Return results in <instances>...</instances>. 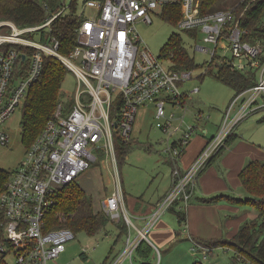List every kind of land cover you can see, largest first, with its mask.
<instances>
[{
  "label": "built area",
  "instance_id": "1",
  "mask_svg": "<svg viewBox=\"0 0 264 264\" xmlns=\"http://www.w3.org/2000/svg\"><path fill=\"white\" fill-rule=\"evenodd\" d=\"M78 1L59 0L56 11H47L43 22L36 25L18 26L8 19L0 20L1 144L9 141L2 124L21 106L40 74L44 55L59 59L76 78L73 94L58 103L0 193V261L4 264L56 263L74 232L67 227L43 229L52 194L76 182L97 161L98 151L104 150L115 160L114 132L124 142L131 139L139 106L153 104L156 126L168 136L163 151L172 163V182L140 228L127 212L119 189L103 199L102 209L111 220L122 219L137 232L134 238L127 235L123 249L110 264L125 260L132 264L139 242L151 243L148 235L160 216L176 202L177 208H187L198 176L226 146L234 128L251 113L264 110V61L258 58L264 52V42L243 40L245 31L239 25L242 14L236 16L233 8L201 12L200 0H82L78 10ZM71 12L79 15L81 22L75 29L77 44L64 55L59 52L58 39L50 33L51 25ZM178 12L177 26L206 44H195L196 50L208 53L211 59L220 47L230 56L218 55L230 59L234 67L259 68L257 83L234 95L216 132L206 138L186 168L179 162L187 145L194 135L206 133L199 126L205 118L201 111L193 115V123L185 121L191 95L199 91L196 85L183 87L194 78V69L165 66L136 30L138 22L151 24L153 14ZM69 101L71 108L67 107ZM176 110L181 112L179 116ZM192 243L203 257L212 250L193 239ZM8 255L13 257L11 263L6 261Z\"/></svg>",
  "mask_w": 264,
  "mask_h": 264
},
{
  "label": "rangeland",
  "instance_id": "2",
  "mask_svg": "<svg viewBox=\"0 0 264 264\" xmlns=\"http://www.w3.org/2000/svg\"><path fill=\"white\" fill-rule=\"evenodd\" d=\"M239 1L220 0L211 11L228 10L236 6ZM82 2V0L78 1V10L83 6ZM152 19L151 24L138 22L136 30L149 51L156 55L165 66H170L172 62L169 58L160 57V53L173 33L180 35L184 47L194 58L196 64L210 60L208 53L195 49V44L205 43L201 39L194 40L187 32L181 30L177 26V21L173 23L159 14H153ZM217 51L219 55L230 56L227 50L220 47H217ZM203 72V68L195 69L193 71L194 78L183 84L185 88H191L195 85L199 87V91L191 95L185 121L193 123V115L201 111L205 118H202L199 126L208 128L209 135L216 131L217 125H220L235 91L218 81L213 75L206 74L200 77L199 74ZM75 84L74 74L67 71L61 86V98L73 94ZM154 111L152 103L138 107L131 137L134 143L131 144V148L119 165L116 160H113L111 154L101 150L96 153L97 161L91 163L90 167L77 178L76 183L91 196L94 211L97 212L102 209L103 199L111 194L115 188L124 193L129 208L131 199L138 198L145 202L154 201L168 187L171 181L172 163L169 160L170 157L163 151L168 136L156 126L158 120L154 118ZM176 112L177 116L181 114L178 110ZM263 115L264 110L253 112L234 128L233 133L236 136L234 144L229 145L224 150L225 152L209 166L208 169L213 173L207 172V179H213L214 184L220 180V182L226 183L228 187H232L230 181L238 179V187H234V189L243 190L241 183L239 184V172L241 170L238 169L241 166L243 168L250 160H264V123L257 122L258 118ZM2 129L8 134L9 141L6 144L0 143V168L12 170L22 160L25 150L21 141V106L5 120ZM204 135V133H198L192 137L191 141L194 140L196 146L201 140V137L198 136L204 137ZM231 148L233 150L229 152ZM234 150L242 152L243 164L239 168L235 167L234 164L229 165L228 155L234 154ZM197 180L201 186V175ZM229 195L233 196V194ZM191 200L190 198V202ZM255 215L257 214L255 213ZM167 216L176 220L174 214L169 210L160 217L162 219L167 218ZM133 221L135 222L134 219ZM120 222L109 218L105 227L95 234L89 235L84 231L74 233V237L66 243L65 249L56 259V263L51 262L50 264H105L109 258L111 259L114 254L118 253L123 241L126 240L127 231L119 234V225L123 224ZM118 234L119 237L115 241ZM135 234V231L132 230L131 238H134ZM180 236V240H176L170 247H159L161 250L159 259L162 264H192L195 258L200 259L202 264H234L231 250H223L222 247H210L212 250L207 253L206 257H203L196 248L193 249V243L184 236V232L181 230ZM82 252L84 254L80 255ZM12 260L11 255L6 257L7 262L11 263ZM140 260L142 259L135 257L133 262L138 264ZM148 260L153 261V252Z\"/></svg>",
  "mask_w": 264,
  "mask_h": 264
},
{
  "label": "trees",
  "instance_id": "3",
  "mask_svg": "<svg viewBox=\"0 0 264 264\" xmlns=\"http://www.w3.org/2000/svg\"><path fill=\"white\" fill-rule=\"evenodd\" d=\"M219 1L200 0L201 12L211 11ZM57 6H59V0H0V20L8 19L18 26L36 25L43 22L47 11H56ZM233 11L236 16L242 14L239 25L245 31L242 35L243 40L251 44L257 41L264 42V0H240L233 7ZM165 12L170 13V9L166 8ZM163 17L175 23L179 18V12L176 15L169 14ZM80 22L81 17L71 12L58 17L52 23L50 33L58 39L60 53L68 55L77 44L75 29ZM41 38L44 39L43 34ZM19 49L22 50V48ZM160 57L171 60L172 64L169 66L171 69L195 70L203 68L204 72L200 74V77L206 74L213 75L218 81L233 88L235 95L258 81L259 68L238 69L233 66L230 59H225L218 54L209 61L196 64L194 58L184 47L180 35L176 33L170 35ZM258 58L263 62L264 52ZM19 60L22 61V59ZM67 71L59 59L51 55L43 56L40 74L28 88L21 104V141L25 148L33 142L47 121L53 117L54 111L62 99L61 86ZM115 104L119 105V100ZM71 105L72 102L69 101L67 107L71 108ZM259 122H264V115L259 118ZM233 137L235 136L231 134L226 146ZM132 143H134L132 138L124 142L119 133L114 132L115 160L118 165L126 156ZM225 147L221 148L215 156L219 155ZM10 173L11 170L0 168V193L4 190ZM239 180L246 195L243 199H230L254 207L257 212L256 217L244 221L230 238L194 240L207 247H226V250H231L234 264H264V160L248 161L239 172ZM52 196L53 202L47 209L44 219L43 229L46 231L67 227L74 233L84 231L92 235L103 229L109 220L103 209L94 211L91 196L76 182L62 186ZM224 196L228 197L224 194H215L201 198L200 201L208 204L214 203ZM178 204L179 202H176L169 210L175 213L178 223L184 225L186 222L185 208H177ZM2 220L3 214L0 211V231ZM120 221L123 224L119 225V234L127 231L124 220ZM152 250V246L147 241L141 240L135 254L140 258L147 259ZM83 254L82 252L80 255ZM145 262H140V264L148 263ZM0 264L4 263L0 261ZM192 264L202 263L200 259L195 258Z\"/></svg>",
  "mask_w": 264,
  "mask_h": 264
},
{
  "label": "crops",
  "instance_id": "4",
  "mask_svg": "<svg viewBox=\"0 0 264 264\" xmlns=\"http://www.w3.org/2000/svg\"><path fill=\"white\" fill-rule=\"evenodd\" d=\"M261 118V117H260ZM258 123H264V122H259V118L257 120ZM215 126V125H214ZM219 125L216 126V130ZM206 130V133L204 137H201L200 142L195 146L194 140L193 142L190 141V143L187 145L186 150L179 162V165L182 168H186L189 163L195 158L203 144L205 143V140L207 137L213 135L215 132H212L208 135V128L203 127V131ZM201 132L200 134H202ZM233 136H235V133H233ZM235 137L232 138L230 143L227 144V146L222 150V152L219 155H216L213 160H211L210 164L207 165L204 170L200 173L201 175V186L198 184V180L196 182V185L192 191V196H191V202L185 209L186 213V222L184 225H180L178 223L177 217L175 216V219H171L170 216H167V218H159V220L156 223V226L150 231L148 238L151 241L149 243L153 250V261L150 262L148 258H140L136 254H134L133 259L135 257L140 258L138 264L140 262H148L147 264H162L161 260L159 259L161 256V250L159 247H170L176 240H180V230L184 232V236L192 243V239H210V238H220V237H227L230 238L232 237L238 230L239 226L246 220L248 219H253L256 217L255 213L256 209L252 207L249 204H245L242 202H238L234 199L230 198H237V199H243L245 197V192L243 190H235L234 187H238V179L233 180L231 183L232 187H228V185L224 182H220L218 180L215 182L213 179L209 180L207 179L209 170V166L218 158L221 156L224 150L229 147V145H233L235 142ZM255 142V141H254ZM239 145V144H237ZM233 149L231 148L229 150L232 151ZM229 158V165H235V167H240L242 163V152L241 151H236L234 150V154L228 155ZM242 168V166L240 167ZM238 170H241V169ZM208 170V171H207ZM206 172V173H205ZM208 172V173H207ZM212 172V171H211ZM213 173V172H212ZM237 173V170H236ZM199 175V176H200ZM198 176V177H199ZM210 176H213L210 174ZM207 180V182H206ZM240 181V180H239ZM172 182V177L171 181L166 188L165 191H163L162 194L158 195L154 201L150 202H145L144 200H139L138 198L131 199V204L130 207L128 208L127 202H126V197L124 193L122 192L123 195V200H124V205L127 210V212L131 215L132 220L134 219L136 228H140L145 220L147 215L151 212L153 206L164 196V194L167 192V190L170 188ZM240 184V182H239ZM224 194L226 195L227 193L233 194V196L227 194L226 196L228 197H223L219 200H217L214 203H204L201 202L200 199L204 197H209L215 194ZM227 192V193H226ZM87 193V192H86ZM251 207V208H250ZM102 208V204H101ZM127 225V224H126ZM136 228H128L127 226V235H131V231L134 230L136 232ZM135 234V235H136ZM119 237V234L116 236L115 241H117ZM127 237V236H126ZM125 244V241H123L121 249L118 251V253L114 254V256L108 261L105 262V264H110L113 262V260L119 255L121 250L123 249ZM223 250H226L225 248H222ZM151 252V253H152ZM158 252V254H157ZM158 255V259H157ZM145 262V263H146ZM121 264H131L128 260L123 261ZM132 264H134L132 260Z\"/></svg>",
  "mask_w": 264,
  "mask_h": 264
}]
</instances>
